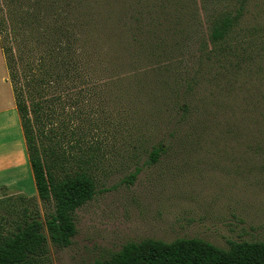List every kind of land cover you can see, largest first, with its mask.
<instances>
[{
	"label": "trees",
	"instance_id": "1",
	"mask_svg": "<svg viewBox=\"0 0 264 264\" xmlns=\"http://www.w3.org/2000/svg\"><path fill=\"white\" fill-rule=\"evenodd\" d=\"M237 19L221 12L204 28L197 0H0V45L28 159L40 199L53 208L45 225L24 209L29 219L23 225L0 232V264H47L48 239L55 247L71 244L75 211L95 195L104 154L93 136L96 101L100 112L107 111L114 140L142 138L133 131L148 105L154 115L165 106L177 116L175 136L192 110L186 98L204 79L225 91L226 105L251 106L264 122L260 85L239 93L247 83L242 74L264 78V64L252 65L264 53L241 44L209 48L235 40ZM164 152L156 142L150 161ZM91 264H264V237L230 241L227 248L196 236L144 238Z\"/></svg>",
	"mask_w": 264,
	"mask_h": 264
},
{
	"label": "rangeland",
	"instance_id": "2",
	"mask_svg": "<svg viewBox=\"0 0 264 264\" xmlns=\"http://www.w3.org/2000/svg\"><path fill=\"white\" fill-rule=\"evenodd\" d=\"M197 5L204 28L221 12L238 17L235 40L210 50L241 44L264 53V0H197ZM195 48H187L186 57ZM257 63L264 64V56L254 57L252 65ZM3 65L0 51V74L7 73ZM256 77L250 71L242 74L241 80L247 83L239 85L241 97L255 84L261 91H254L264 94V78ZM206 84L208 79L186 98L192 110L175 136L171 132L176 131L177 116L165 106L154 115L155 108L151 111L148 105L139 111V125L133 131H140L142 138L133 141L120 135L114 140L104 119L107 111L100 112L96 101L93 136L100 139L104 153L96 174V192L75 211L76 233L69 246L55 247L48 239L47 264H91L129 241L144 238L172 241L196 236L227 248L230 241L264 237V122L256 119L251 106L242 104L244 112H237L241 104L229 100L226 105L222 86L218 93L219 88ZM158 141L165 152L152 162L149 151ZM17 173L11 189H0L2 233L14 231L29 219L24 209L44 225L53 211L40 199L34 177L27 173L21 179Z\"/></svg>",
	"mask_w": 264,
	"mask_h": 264
},
{
	"label": "crops",
	"instance_id": "3",
	"mask_svg": "<svg viewBox=\"0 0 264 264\" xmlns=\"http://www.w3.org/2000/svg\"><path fill=\"white\" fill-rule=\"evenodd\" d=\"M0 51L3 55L1 45ZM3 59L5 65L4 55ZM5 67L7 73L4 71L0 74V189L4 187L8 191L14 185L11 179L15 172L21 179L26 178L27 173L32 178L33 174L8 69Z\"/></svg>",
	"mask_w": 264,
	"mask_h": 264
}]
</instances>
